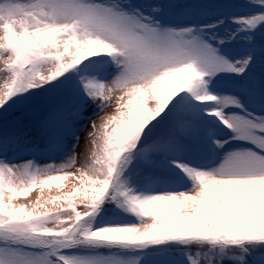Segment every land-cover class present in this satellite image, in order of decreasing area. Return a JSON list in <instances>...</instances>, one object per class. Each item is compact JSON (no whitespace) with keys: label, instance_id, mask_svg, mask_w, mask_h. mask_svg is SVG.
I'll return each instance as SVG.
<instances>
[{"label":"snow or ice","instance_id":"snow-or-ice-1","mask_svg":"<svg viewBox=\"0 0 264 264\" xmlns=\"http://www.w3.org/2000/svg\"><path fill=\"white\" fill-rule=\"evenodd\" d=\"M0 264H264V0H0Z\"/></svg>","mask_w":264,"mask_h":264},{"label":"rangeland","instance_id":"rangeland-1","mask_svg":"<svg viewBox=\"0 0 264 264\" xmlns=\"http://www.w3.org/2000/svg\"><path fill=\"white\" fill-rule=\"evenodd\" d=\"M82 147H84V145L82 144L81 145ZM65 180H67V179H65ZM65 180H63V181H53V182H51L50 183V185H48V186H45V188H44V190L43 191H45V195L47 194V196L50 194V195H56V194H59V193H61V191L59 192L58 191V189H56V188H53V187H55V185L56 184H59V183H63ZM62 184H59V186H61ZM35 192H39V189H36V190H34ZM33 191V192H34ZM22 198H25L24 200H26V199H28L25 203H27V202H30L31 200H32V195H30V194H28L27 196H25V197H20V198H18L16 201H14L15 203H17V202H19V201H21V199Z\"/></svg>","mask_w":264,"mask_h":264},{"label":"bare ground","instance_id":"bare-ground-1","mask_svg":"<svg viewBox=\"0 0 264 264\" xmlns=\"http://www.w3.org/2000/svg\"><path fill=\"white\" fill-rule=\"evenodd\" d=\"M82 147V146H81ZM83 148V147H82ZM71 182H72V178H67V180H65L63 183H59V184H62L60 187H57V185H59V184H56L55 185V187H53V188H56V189H58V191L60 192H62V191H64L65 190V188H66V186L67 185H70L71 184ZM38 192H33V193H31L30 195H32V200L34 199V197H35V195L37 194ZM44 195H45V191H44ZM50 195V194H49ZM45 196H47V194L45 195ZM25 198H22L21 199V201H19V202H17V203H25L28 199H26V200H24Z\"/></svg>","mask_w":264,"mask_h":264}]
</instances>
